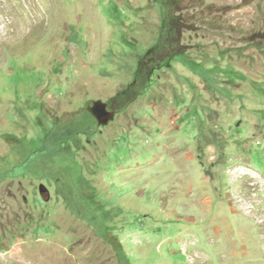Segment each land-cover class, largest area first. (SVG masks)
<instances>
[{
    "label": "rangeland",
    "instance_id": "1",
    "mask_svg": "<svg viewBox=\"0 0 264 264\" xmlns=\"http://www.w3.org/2000/svg\"><path fill=\"white\" fill-rule=\"evenodd\" d=\"M0 264H264V0H0Z\"/></svg>",
    "mask_w": 264,
    "mask_h": 264
},
{
    "label": "flooded vegetation",
    "instance_id": "2",
    "mask_svg": "<svg viewBox=\"0 0 264 264\" xmlns=\"http://www.w3.org/2000/svg\"><path fill=\"white\" fill-rule=\"evenodd\" d=\"M97 105H100V106H97V107H99V109H97V112H98L97 115H98V117L93 112L94 106L92 107V112L94 114V117L99 122H104L103 120H106L109 117L110 114L108 113V110H107V108L105 107L104 104H102V105L101 104H97Z\"/></svg>",
    "mask_w": 264,
    "mask_h": 264
},
{
    "label": "water",
    "instance_id": "3",
    "mask_svg": "<svg viewBox=\"0 0 264 264\" xmlns=\"http://www.w3.org/2000/svg\"><path fill=\"white\" fill-rule=\"evenodd\" d=\"M97 104H103V103H101V102H97V103H95L94 104V110H93V112L96 114V116L98 117V115H97V109H99V107H97V106H100V105H97ZM40 191L41 192H44V191H46V188L43 186V185H40Z\"/></svg>",
    "mask_w": 264,
    "mask_h": 264
},
{
    "label": "trees",
    "instance_id": "4",
    "mask_svg": "<svg viewBox=\"0 0 264 264\" xmlns=\"http://www.w3.org/2000/svg\"><path fill=\"white\" fill-rule=\"evenodd\" d=\"M169 30H170V29H168V34L170 35ZM159 45H163V44H161V42L158 41V44H156V46H154V49H152L151 54H152V52H154L155 49L159 48ZM151 54H150V55H151ZM150 55H149V56H150Z\"/></svg>",
    "mask_w": 264,
    "mask_h": 264
}]
</instances>
